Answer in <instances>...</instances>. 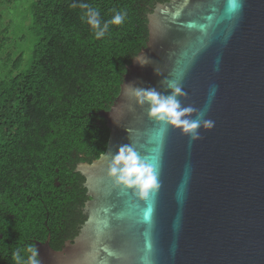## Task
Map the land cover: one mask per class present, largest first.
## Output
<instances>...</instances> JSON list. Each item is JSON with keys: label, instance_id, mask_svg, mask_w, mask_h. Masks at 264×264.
<instances>
[{"label": "water", "instance_id": "obj_1", "mask_svg": "<svg viewBox=\"0 0 264 264\" xmlns=\"http://www.w3.org/2000/svg\"><path fill=\"white\" fill-rule=\"evenodd\" d=\"M236 2L234 10L228 0H170L147 14L146 46L101 112L106 148L74 169L84 177L85 219L60 249L49 236L36 241L40 264H264V0ZM185 67L181 103L208 104L214 127L192 142L169 128L157 142L159 125L128 85L167 94L160 81ZM127 143L156 157L160 188L146 199L105 175Z\"/></svg>", "mask_w": 264, "mask_h": 264}, {"label": "trees", "instance_id": "obj_2", "mask_svg": "<svg viewBox=\"0 0 264 264\" xmlns=\"http://www.w3.org/2000/svg\"><path fill=\"white\" fill-rule=\"evenodd\" d=\"M167 1L32 0L25 25L34 41L20 71L22 54L10 60L0 12V63L8 69L0 78V264H13L15 250L48 236L60 249L54 243L65 217L67 225L78 213V228L83 223L88 196L74 169L104 152L109 128L101 112L110 109L127 65L146 46L147 14ZM81 3L97 8L102 22L114 11L125 12L126 20L97 39L81 18ZM64 232L73 238L78 229Z\"/></svg>", "mask_w": 264, "mask_h": 264}, {"label": "clouds", "instance_id": "obj_3", "mask_svg": "<svg viewBox=\"0 0 264 264\" xmlns=\"http://www.w3.org/2000/svg\"><path fill=\"white\" fill-rule=\"evenodd\" d=\"M79 7L84 10L82 20L90 27L97 39L104 37L110 25L119 26L126 20L125 12L114 11L110 19L102 22L97 8L87 3H81ZM182 79L183 75L162 79L160 84L167 94L156 88L128 85L135 105L139 107L147 105V117L159 125L154 133V139L162 140L164 134L171 128L178 130L181 135L188 136L192 142L200 139V129L211 130L214 127L213 120L204 118L208 104L201 110L191 105H182L181 98L187 96L183 90ZM215 90L214 87L211 89L208 103L214 96ZM105 175L113 187L131 190L132 194L140 199L148 198L150 192L155 193L160 188L156 157L141 156L131 143L119 144L115 147L114 153L108 160ZM12 261L13 264H40L38 249L34 245L17 249L12 253Z\"/></svg>", "mask_w": 264, "mask_h": 264}, {"label": "rangeland", "instance_id": "obj_4", "mask_svg": "<svg viewBox=\"0 0 264 264\" xmlns=\"http://www.w3.org/2000/svg\"><path fill=\"white\" fill-rule=\"evenodd\" d=\"M31 1L32 0H5L0 7L3 25H6L8 28L6 47H10V60L12 61L18 53L22 54V60L18 67V71L28 66L34 41L32 34L28 32L27 26L25 25V22L30 23L28 8ZM26 14L28 15V19L25 20ZM7 70L8 69L3 66V63H0V78L7 74Z\"/></svg>", "mask_w": 264, "mask_h": 264}, {"label": "flooded vegetation", "instance_id": "obj_5", "mask_svg": "<svg viewBox=\"0 0 264 264\" xmlns=\"http://www.w3.org/2000/svg\"><path fill=\"white\" fill-rule=\"evenodd\" d=\"M65 218H63V220L60 222V225H59V229H61L64 234L62 232H59L58 238L55 239L56 240L54 243L55 247H62L65 241L72 239L71 236L68 237L65 234L64 230H68V232L71 231V233H73V231H76L78 229V224H79V219H80V215L78 213L75 215L69 216V221L67 224L69 226L66 225Z\"/></svg>", "mask_w": 264, "mask_h": 264}, {"label": "snow or ice", "instance_id": "obj_6", "mask_svg": "<svg viewBox=\"0 0 264 264\" xmlns=\"http://www.w3.org/2000/svg\"><path fill=\"white\" fill-rule=\"evenodd\" d=\"M228 2H229V7L231 8V9H238V7H239V5H238V3L236 2V0H228ZM187 70V68L185 67V68H181V69H177L176 70V75H183L184 74V72ZM164 136H165V134H164ZM164 136H163V138H164ZM157 140V142H159V141H161V140H159V139H156ZM145 215H147V213H145ZM149 248L151 247V245L149 244V246H148Z\"/></svg>", "mask_w": 264, "mask_h": 264}]
</instances>
